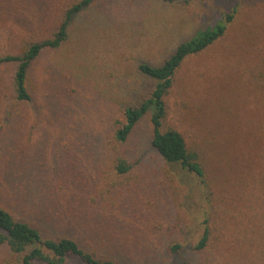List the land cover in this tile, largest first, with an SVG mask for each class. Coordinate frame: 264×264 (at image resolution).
<instances>
[{
	"label": "rangeland",
	"instance_id": "1",
	"mask_svg": "<svg viewBox=\"0 0 264 264\" xmlns=\"http://www.w3.org/2000/svg\"><path fill=\"white\" fill-rule=\"evenodd\" d=\"M71 1L0 0V55L49 38ZM233 9L166 99L163 126L199 151L204 182L153 151L148 116L116 143L107 130L122 118L121 96L151 89L137 62L159 64ZM12 71L0 66V205L44 237L125 264H264V0H96L33 65L31 103L15 99ZM205 217L213 237L197 254Z\"/></svg>",
	"mask_w": 264,
	"mask_h": 264
},
{
	"label": "trees",
	"instance_id": "2",
	"mask_svg": "<svg viewBox=\"0 0 264 264\" xmlns=\"http://www.w3.org/2000/svg\"><path fill=\"white\" fill-rule=\"evenodd\" d=\"M95 1L69 2L49 38L28 43L19 54L0 55V66L11 65L13 70L10 76L11 89L17 101L22 103L33 101L29 88V74L33 65L45 51H56L63 45L69 37L70 23L77 15L88 10ZM161 1L173 3L176 0ZM235 11L236 9H233L216 22L199 28L187 39L178 41L159 64L143 60L137 62L136 71L140 80L148 81L151 89L143 96L134 89L121 96L126 99L121 103L122 118L116 122L115 127L112 122H108L110 128L107 130V134L112 132L116 143L127 142L138 123L148 116L151 126L149 143L153 151L166 164L177 166L199 178L201 183L204 182L205 166L199 151L187 144L181 132L163 126L168 114L166 99L176 84L177 72L186 59L204 53L218 42L233 21ZM130 168L124 159H120L116 164L120 174L128 172ZM204 223L203 232L193 247L194 253L197 254L209 250L208 244L213 237L207 217ZM170 250L176 253L179 245L171 246ZM210 255H213L211 247ZM75 261L79 264H125L116 257L85 250L74 238L44 237L35 225L24 218L16 217L0 205V264H74Z\"/></svg>",
	"mask_w": 264,
	"mask_h": 264
}]
</instances>
